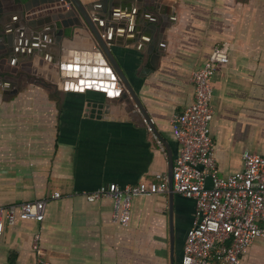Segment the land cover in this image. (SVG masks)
I'll return each instance as SVG.
<instances>
[{
	"label": "crops",
	"instance_id": "0c3cea01",
	"mask_svg": "<svg viewBox=\"0 0 264 264\" xmlns=\"http://www.w3.org/2000/svg\"><path fill=\"white\" fill-rule=\"evenodd\" d=\"M165 1L169 26L154 37L136 35L133 14L120 7L111 47L167 155L122 94L76 84L49 87L35 77L18 83L0 78V206L47 199L44 220L6 227L0 264H39L36 232L51 264H171L169 191L134 197L126 226L113 221L111 199L89 201L85 192L168 176L169 149L174 156L179 149L172 115L193 101L192 71L223 42L229 61L212 78L210 123L219 174L243 170L245 150L264 155V0ZM38 8L27 17L51 9ZM76 37H84L82 30ZM56 191L60 197H52ZM195 214L194 199L175 192V264H181ZM240 264H264V239L249 246Z\"/></svg>",
	"mask_w": 264,
	"mask_h": 264
},
{
	"label": "built area",
	"instance_id": "2783aa9c",
	"mask_svg": "<svg viewBox=\"0 0 264 264\" xmlns=\"http://www.w3.org/2000/svg\"><path fill=\"white\" fill-rule=\"evenodd\" d=\"M228 61L229 43L216 45L209 59L191 73L193 101L171 118L172 131L179 145L174 156V190L194 199L196 206L181 264H240L249 246L257 239H264V155L245 150L243 170L222 176L210 134L214 115L212 78L218 65ZM124 89V84L117 81L111 93L119 96ZM149 129L153 131L150 126ZM153 137L167 155L162 139L155 132ZM168 190V176L157 173L153 181L142 180L124 186L110 182L85 192V196L89 201L111 199L113 221L126 226L131 219L134 197ZM60 196L59 191L52 194V197ZM46 205L47 199L43 198L0 206V239L6 227L18 220H44ZM40 242L41 233L36 232L32 247L38 262L51 264L44 257Z\"/></svg>",
	"mask_w": 264,
	"mask_h": 264
},
{
	"label": "water",
	"instance_id": "95a60500",
	"mask_svg": "<svg viewBox=\"0 0 264 264\" xmlns=\"http://www.w3.org/2000/svg\"><path fill=\"white\" fill-rule=\"evenodd\" d=\"M6 1L10 4H3ZM165 0H0V78L16 81L38 78L36 82L63 89L99 88L113 95L117 81L121 94L131 99L143 118L159 136L132 82L122 69L111 44H115L119 8L133 14V32L140 36H161L169 26ZM45 5L44 8L40 6ZM38 11L51 8L45 13ZM123 17L129 16V14ZM152 14V16H150ZM124 28V23H119ZM83 34V38L76 36ZM121 34V32H119ZM78 43H73L74 40ZM72 42V43H71ZM45 80V81H44ZM10 82V81H9ZM120 94V95H121ZM114 96V95H113ZM174 154L169 149V196L171 264H175L173 219Z\"/></svg>",
	"mask_w": 264,
	"mask_h": 264
}]
</instances>
